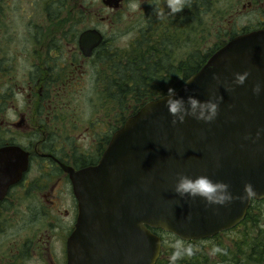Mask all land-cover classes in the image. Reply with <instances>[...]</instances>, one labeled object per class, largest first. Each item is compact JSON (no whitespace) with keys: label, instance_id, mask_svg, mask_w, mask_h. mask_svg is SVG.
I'll list each match as a JSON object with an SVG mask.
<instances>
[{"label":"flooded vegetation","instance_id":"af4514ba","mask_svg":"<svg viewBox=\"0 0 264 264\" xmlns=\"http://www.w3.org/2000/svg\"><path fill=\"white\" fill-rule=\"evenodd\" d=\"M215 1L187 0L182 12L171 15L167 0H0V264H70V243L81 218L93 221L80 225L83 232H101L95 223L105 219L80 208L77 177L100 165L115 134L146 105L135 100V73L192 77L199 72L187 76L179 66L197 63V40L193 44L190 37L197 34L199 17L213 16L204 48L215 41L213 18L228 12L214 13ZM242 1L246 4L230 8L229 24L252 15L256 19L235 37L264 30V0ZM125 22L138 28L133 50L145 51L146 66H135L134 59L122 62L110 51L117 36L112 33ZM225 44L219 41L210 49ZM185 47L190 55L185 61L178 57L176 65L175 50ZM110 55L113 59L106 58ZM107 62L112 81L101 75ZM125 75L131 83L123 88L118 77ZM150 87L147 79L144 88ZM88 90L99 106L90 116L78 105ZM262 206L253 201L243 222L209 239L184 240L147 227L161 240L156 264H264ZM117 235L118 226L111 231L115 242ZM121 246L129 248L130 242ZM215 248L226 254L213 255Z\"/></svg>","mask_w":264,"mask_h":264},{"label":"water","instance_id":"95a60500","mask_svg":"<svg viewBox=\"0 0 264 264\" xmlns=\"http://www.w3.org/2000/svg\"><path fill=\"white\" fill-rule=\"evenodd\" d=\"M245 71L250 73L245 84L235 87L234 74ZM186 82L175 97L183 98L186 106L189 97L200 101L222 97L216 120L205 124L186 117L183 124L173 125L165 97L131 116L100 165L77 177L80 208L105 220L95 223L101 232L85 233L82 226H92V217L81 218L70 243V264H156L161 240L147 227L184 240L209 239L243 222L253 201H264V134L253 142L257 130L264 128V92L260 96L252 92L257 82L264 84V30L236 36ZM181 174L224 182L234 196L242 195L250 183L257 196L243 204L209 207L199 198L175 193ZM93 202L120 206L90 207ZM117 226L115 242L111 231ZM126 240L129 248L121 246Z\"/></svg>","mask_w":264,"mask_h":264},{"label":"clouds","instance_id":"9594fccd","mask_svg":"<svg viewBox=\"0 0 264 264\" xmlns=\"http://www.w3.org/2000/svg\"><path fill=\"white\" fill-rule=\"evenodd\" d=\"M187 0H167V8L169 14L175 15L180 13L185 9ZM250 73L248 71L234 74L233 85L235 87L243 86L245 81L248 79ZM213 79H219V77L214 76ZM190 81L186 82L189 83ZM228 91H233L234 87H229ZM253 95L260 96L264 92V84L257 82L252 89ZM176 90L174 88H169L165 94L166 108L172 119V124L177 123L183 124L186 117H192L198 122H203L205 124H211L214 122L218 116L219 105L222 101V97L215 98L210 97L206 101H200L194 97H189L187 101V106L183 98L177 99ZM264 134V128L258 129L256 132V137L253 142L261 138ZM245 139H251L250 136H246ZM175 193L181 197H188L192 200L199 198L204 201L206 206H220L225 207L232 204L235 201H239L241 204L248 200H251L257 196L252 184L246 183L244 185L243 194L239 196H234L230 191V186L224 182L214 181L207 175H199L196 177H191L188 175H178L175 183ZM216 253L226 254L224 250L220 248H215L213 250V255Z\"/></svg>","mask_w":264,"mask_h":264},{"label":"rangeland","instance_id":"374dc122","mask_svg":"<svg viewBox=\"0 0 264 264\" xmlns=\"http://www.w3.org/2000/svg\"><path fill=\"white\" fill-rule=\"evenodd\" d=\"M243 4H246V2H243L242 0H216L215 5H214V9H213L214 13H217L216 11H222L223 12L224 9L228 8V12L226 13V15H224V17H215L216 18V24H217V21L223 22L224 24L228 23V28L226 30L233 32V33H237V31H239L243 28H246L247 25H249V24H250L249 27H252L255 24L254 19H256V17L254 15L248 16V17L238 18V19L234 20L232 24H229V22L232 20V18L230 17L232 15V13H230V15H229L230 8L236 10L237 8L241 7ZM223 14H224V12H223ZM212 17H201V19L203 22L209 23V21L211 22L210 19ZM144 21H146L145 17L140 22H144ZM216 24H215V26H216ZM199 26H200V22L198 20L197 26L195 27L197 34H195V36H193V37H190L193 44H195L196 40H197V49H198V45L199 44L202 45L204 38H206L208 36V30H206V28H199ZM177 27H175L173 30L178 31ZM137 30H138V28L134 24L130 25L129 22L119 24L118 29L112 33V37H114V35H117V36L115 37V39L112 40L113 45H112L110 51H113L114 53L120 54L122 59H123L122 62H128V60L134 59V61H132L131 63L137 67H142L144 65V63L146 62V59H147L146 58L142 61V59L145 57V55L143 54L145 51L142 48L138 49L137 51L133 50L135 47L134 46L135 42H137L140 38L139 35L137 36ZM108 31H110V29L104 28L105 33H107ZM202 33H204L205 35L198 38V36ZM109 40H111V39H109ZM216 43H217L216 41H212L210 43V45H208L207 48H204L203 49L204 54H208L206 52H208L210 47H212ZM175 52H176V54H174L175 55L174 63L177 65L178 64L177 58L183 57V59L181 61H185L186 59H188L191 50L188 47H185L184 49H176ZM112 55H110L106 58L110 59V58H112ZM144 66H146V65H144ZM103 67L105 68V70L103 69V71H102L100 69V71H102V73L101 72L100 73L103 76V79L112 81L110 79L111 77H108V76L113 75L112 69H111V63L107 62V63H105V65ZM141 70L142 71L140 72V74L142 76H145L146 71L143 69H141ZM127 72H130L129 69H127ZM161 78L162 77H157L155 79H152L153 82H150L151 86L154 87L157 84L156 81L160 82ZM118 82L123 83V88L125 87V85L127 83H131V81L126 82V75H125V77H118ZM145 83L146 82H144V87H145ZM78 105H79V107H82L86 110V112L88 113L87 114L88 116H90V114H93L92 111H95L96 107L97 108L99 107L97 104V97H94L90 90H88L87 92H85L82 95V98L80 99V102L78 103ZM261 208L264 209V206H262Z\"/></svg>","mask_w":264,"mask_h":264},{"label":"trees","instance_id":"16d2710c","mask_svg":"<svg viewBox=\"0 0 264 264\" xmlns=\"http://www.w3.org/2000/svg\"><path fill=\"white\" fill-rule=\"evenodd\" d=\"M199 22H200V26L199 28H206V30H210V27H211V22L209 21V23L207 22H203L201 17L198 18ZM213 26H212V30H213V37H214V40L216 42H219L221 41L222 43H226L227 42V39L229 37L232 36L235 37V33L233 32H229L228 30H226V27L224 25V23L222 22H218L217 21V24H216V18L214 17L213 19ZM216 24V26H215ZM203 35H205L204 33L200 34L198 36L199 37H202ZM210 39V36H207L206 38H204V41L201 44L198 45V49H197V63L196 65L193 64L192 66L190 65L189 63V66L186 65V63L184 62L180 67V70L181 72L183 73H187V76L192 74L195 69H197V71H199L206 63V61L209 59V57L211 55H213L218 49V45L215 46L214 48H211L208 50V54H204L203 52V49L205 47V45L207 44V40ZM202 48V49H201ZM193 55H194V52H193ZM175 69L178 68V66H173ZM174 69V70H175ZM157 77H140L138 73H135L134 74V82H135V86H139L138 88V94L136 95L135 97V100L138 101V102H144L145 104H147L148 102L150 101H153L157 98H160V97H165V94L167 93L168 89L169 88H174L176 91L191 77H162L160 81H164L163 83H161V87L159 89V81H156V85L154 87L151 86L150 90L147 91V89L144 88V82H146L147 79L150 80V82H153L152 79H155ZM181 80V81H180ZM142 89H145V90H142ZM161 90V91H160ZM254 202H257V201H254ZM264 202V201H263ZM259 203V202H257Z\"/></svg>","mask_w":264,"mask_h":264}]
</instances>
